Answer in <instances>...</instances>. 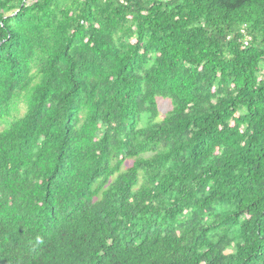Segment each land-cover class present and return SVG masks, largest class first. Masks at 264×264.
Wrapping results in <instances>:
<instances>
[{"label":"trees","instance_id":"1","mask_svg":"<svg viewBox=\"0 0 264 264\" xmlns=\"http://www.w3.org/2000/svg\"><path fill=\"white\" fill-rule=\"evenodd\" d=\"M1 125L0 264H264V0H0Z\"/></svg>","mask_w":264,"mask_h":264},{"label":"rangeland","instance_id":"2","mask_svg":"<svg viewBox=\"0 0 264 264\" xmlns=\"http://www.w3.org/2000/svg\"><path fill=\"white\" fill-rule=\"evenodd\" d=\"M158 105H159V110H160V116H159V121H160L166 118L167 114L173 109V105L170 100L163 99V98L158 99ZM144 125H145V121H143L141 126H144ZM4 127L5 126L3 125L0 126V132L4 129ZM132 164H133V161L127 162L125 169L130 167Z\"/></svg>","mask_w":264,"mask_h":264}]
</instances>
